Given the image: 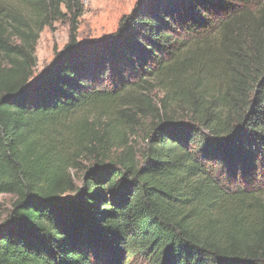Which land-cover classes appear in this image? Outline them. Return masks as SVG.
<instances>
[{
    "label": "trees",
    "instance_id": "1",
    "mask_svg": "<svg viewBox=\"0 0 264 264\" xmlns=\"http://www.w3.org/2000/svg\"><path fill=\"white\" fill-rule=\"evenodd\" d=\"M83 13L0 0V264H264V0H141L81 44Z\"/></svg>",
    "mask_w": 264,
    "mask_h": 264
},
{
    "label": "rangeland",
    "instance_id": "2",
    "mask_svg": "<svg viewBox=\"0 0 264 264\" xmlns=\"http://www.w3.org/2000/svg\"><path fill=\"white\" fill-rule=\"evenodd\" d=\"M141 0H82L84 13L78 23V40L81 44L90 41H101L115 34L121 20L132 14ZM70 22H57L53 28H46L40 35L35 57L37 67L35 76H39L53 62L57 53L64 50L69 42ZM132 144L137 150L145 146L144 135L132 138ZM90 164L82 162L80 172L73 171L76 179L83 177L84 168ZM84 167V168H83ZM79 186L82 185L77 180ZM13 199L9 196L0 197V225L10 214Z\"/></svg>",
    "mask_w": 264,
    "mask_h": 264
}]
</instances>
